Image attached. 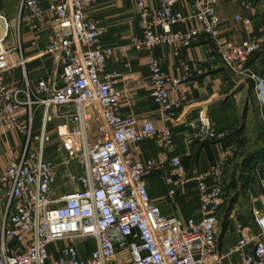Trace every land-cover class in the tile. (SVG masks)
I'll use <instances>...</instances> for the list:
<instances>
[{
  "label": "built area",
  "instance_id": "built-area-1",
  "mask_svg": "<svg viewBox=\"0 0 264 264\" xmlns=\"http://www.w3.org/2000/svg\"><path fill=\"white\" fill-rule=\"evenodd\" d=\"M100 1L18 0L15 24L6 21L0 40V135L7 138L9 156L0 169V264H225L230 254H237L235 264H264V200L258 205L257 196L249 197L248 206L255 228L238 224L236 243L216 253L230 151L204 171L187 174L180 156L167 152L174 144L170 126L122 112L116 76L103 73L114 48L99 43L102 27L89 13ZM178 1L158 0L150 8L146 0H133L140 33L130 38V46L149 52L154 104L175 116L187 94L185 76L163 69L154 48L167 46L179 56L205 36L232 76L251 79L264 110V73L249 64L264 46V22L253 28L251 18L237 16L249 36L235 44L220 28L219 0H190L187 13L175 8ZM191 22L186 30L179 28ZM46 27L52 36L39 48ZM24 30L31 34L30 47L51 58L54 74L29 79ZM14 67L21 69L20 77L6 79ZM179 67L186 74L184 60ZM189 127L188 142L224 136L202 110ZM147 138L162 152L145 162L135 160L134 151ZM72 163L75 188L54 195L56 168ZM168 164L173 166L168 183L196 186L199 218L167 215L150 197L144 180ZM260 188L264 193V176Z\"/></svg>",
  "mask_w": 264,
  "mask_h": 264
},
{
  "label": "crops",
  "instance_id": "crops-1",
  "mask_svg": "<svg viewBox=\"0 0 264 264\" xmlns=\"http://www.w3.org/2000/svg\"><path fill=\"white\" fill-rule=\"evenodd\" d=\"M255 1L234 0L236 8L231 17H227L221 0L218 1L216 13L224 37L235 44H240L249 36V32L241 21L236 19L237 16L251 18L253 28H257L264 22V3H254ZM157 2L158 0H146V4L150 8H154ZM17 4L18 0H0V14L9 24H15L17 20ZM175 8L184 13L189 12L190 0H179ZM89 13L102 27L99 43L114 48L103 73L116 76L115 86L122 95V112L148 118L156 125L170 126L174 144L167 152L170 156H180L182 167L187 174L204 171L208 166L215 164L227 147L231 145V138L199 140L194 137L191 142H188L193 134L189 123L198 120L201 110L209 117L213 128L216 126L217 129L223 131L225 129L222 128L229 125L228 122L227 126H222L223 124L220 122L225 121V118L229 121L227 116L229 115L230 99L226 95L231 77L234 78V76L221 65L213 42L205 36H200L190 47L182 48L179 56H175L172 48L167 46L154 48L152 53L159 58L163 69L173 75L185 76L183 87L185 86L187 90L186 99L177 114L171 116L159 110L149 96L151 80L146 67L149 52L135 50L130 46V38L140 33L137 9L133 0H103L96 3ZM227 18L235 22L230 23ZM193 24L194 22H191L184 28H179L186 30ZM30 36L31 34L24 30L22 45L27 58L25 68L29 79L35 80L54 74L56 68L52 64L51 58L48 55L40 54L39 49L30 47ZM51 36V28L46 27L38 42L39 48L48 42ZM10 42L11 40H4L3 43L7 46L10 45ZM179 59L185 61L186 74L183 67H179ZM249 64L254 72L264 73L258 70L256 59L252 61L251 57ZM20 74L21 69L14 67L5 73V77L8 80L14 77L19 78ZM162 150L163 148L154 139L147 138L139 144L133 156L135 160L145 162L148 158L159 155ZM188 152L189 155H187ZM8 156L7 138L0 135V169L6 165ZM172 172L173 166L168 164L161 173H154L144 180L150 197L160 204L167 215L181 219L190 216L199 218L196 186L193 184L173 186L166 181V176H170ZM171 189H173L172 193H170ZM248 196H257L259 198L258 205L264 200L261 188L254 192L248 190ZM230 246L226 244L222 249L225 252ZM218 247L217 254H219Z\"/></svg>",
  "mask_w": 264,
  "mask_h": 264
},
{
  "label": "rangeland",
  "instance_id": "rangeland-1",
  "mask_svg": "<svg viewBox=\"0 0 264 264\" xmlns=\"http://www.w3.org/2000/svg\"><path fill=\"white\" fill-rule=\"evenodd\" d=\"M256 0L254 3H264ZM228 16H233L235 11L234 0H221ZM230 23V18H227ZM256 59L257 68L264 72V46L261 51L252 56ZM229 101V121L225 118L222 126L224 136L221 139L231 138L232 143L226 150L230 151L226 161V170L223 177V203L220 211L218 231L219 253H224L226 244L233 245L238 239L237 225L244 228L255 226L248 213V190L254 192L260 189V179L264 176V110H261L254 94V84L251 79L239 80L231 77L227 95ZM215 131H220L214 126ZM58 159L57 161H60ZM76 172L74 164L59 165L53 182L54 195H62L73 190L76 186ZM233 214V217H232ZM230 230L226 233V230ZM83 241V240H82ZM84 244H90L85 240ZM82 243V242H80ZM237 254H230L225 264H235Z\"/></svg>",
  "mask_w": 264,
  "mask_h": 264
},
{
  "label": "water",
  "instance_id": "water-1",
  "mask_svg": "<svg viewBox=\"0 0 264 264\" xmlns=\"http://www.w3.org/2000/svg\"><path fill=\"white\" fill-rule=\"evenodd\" d=\"M5 33H6V20L2 15H0V40L3 39ZM93 126L95 128L96 124L93 123Z\"/></svg>",
  "mask_w": 264,
  "mask_h": 264
},
{
  "label": "bare ground",
  "instance_id": "bare-ground-1",
  "mask_svg": "<svg viewBox=\"0 0 264 264\" xmlns=\"http://www.w3.org/2000/svg\"><path fill=\"white\" fill-rule=\"evenodd\" d=\"M1 43V42H0ZM2 44H0V46H1Z\"/></svg>",
  "mask_w": 264,
  "mask_h": 264
}]
</instances>
